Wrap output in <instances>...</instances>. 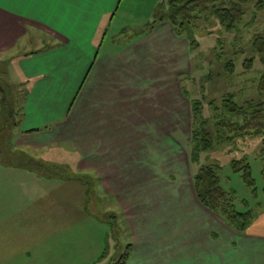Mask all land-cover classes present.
<instances>
[{
  "label": "crops",
  "instance_id": "obj_1",
  "mask_svg": "<svg viewBox=\"0 0 264 264\" xmlns=\"http://www.w3.org/2000/svg\"><path fill=\"white\" fill-rule=\"evenodd\" d=\"M121 1L0 0V64L29 85L13 141L34 151L69 146L77 171L98 175L128 227L126 264H264V215L246 233L230 229L197 199L189 157L175 141L182 168L153 165L154 148L163 158L160 147L177 132L171 126L186 119L182 71L171 72L167 41L184 54L190 48L162 22L131 44L103 50ZM41 43L45 49L24 52ZM12 243L29 260L23 264H36L31 255L41 246L32 231Z\"/></svg>",
  "mask_w": 264,
  "mask_h": 264
},
{
  "label": "rangeland",
  "instance_id": "obj_2",
  "mask_svg": "<svg viewBox=\"0 0 264 264\" xmlns=\"http://www.w3.org/2000/svg\"><path fill=\"white\" fill-rule=\"evenodd\" d=\"M167 3L168 0H122L111 25L106 26L103 50L116 49L141 39L146 26L167 12ZM244 9L245 15L233 32L225 31L215 18L204 16L193 28L198 49H187L184 54L181 45L171 39L167 41L171 45V54L166 50L164 55L170 56L171 72L182 71L179 82L187 109L185 121L171 126V130L177 132L160 147L165 156L158 159L154 148L152 161L157 168L162 169L167 164L173 170L182 168L175 142L183 147V158H188L191 141L189 99L201 101L205 105L204 115L208 117L212 115L207 106L209 101L218 104L228 93H233L239 104L259 98L256 82L264 74V65L252 49L251 38L256 33L264 34V11L257 10L254 3L244 4ZM160 24L157 23L156 28ZM45 48V43H41L27 46L24 52ZM176 57L180 58L178 66ZM248 58H255L250 70L244 66ZM228 61H233L235 75L225 72ZM19 76V71L16 72L9 63L0 64V129H6L1 134L0 144V264H3L2 258L9 257L13 264L29 262L22 254L13 253L20 245L12 242L18 235L30 231L41 246L31 255L36 264H108L117 261L129 243L128 227L115 197L102 189L98 175L77 171L79 157L69 146L62 149L64 145L59 144L56 150L48 145L34 151L13 141L18 127L11 124L5 110L11 105L16 109L22 106L29 87ZM2 88L6 90L4 94ZM235 160L251 163L259 193L257 201L240 175L233 173L231 164ZM24 161L28 166L19 167ZM207 164L221 167L222 186L235 193L238 210H245L243 201L246 200L255 209L257 220L264 215V133L239 137L202 152L199 161L189 163L192 176ZM40 165L39 170L36 167ZM258 202L263 203L262 207ZM260 229L258 226L257 230Z\"/></svg>",
  "mask_w": 264,
  "mask_h": 264
},
{
  "label": "trees",
  "instance_id": "obj_3",
  "mask_svg": "<svg viewBox=\"0 0 264 264\" xmlns=\"http://www.w3.org/2000/svg\"><path fill=\"white\" fill-rule=\"evenodd\" d=\"M246 3H254L257 10L264 11V0H168L167 12H163L155 21L146 26L144 34H151L156 29L157 23L169 22L173 26L175 34L184 36L190 50H195L199 48V43L193 35V28L201 22L204 16L215 18L225 31L233 32L245 15L244 4ZM251 46L255 55L264 65V34H254L251 38ZM254 59H246L244 63L246 69L253 68ZM224 69L229 75L236 74L233 61H228ZM256 89L259 98L246 101L244 104L236 102L233 93L226 94L218 104L215 101H209L207 106L211 109L212 115L208 117L204 115L205 105L201 101L189 99L191 141L188 157L190 162L199 161L202 152L213 150L221 144L232 142L246 135L264 133V74L256 82ZM2 90L4 94L6 90L4 88ZM183 94L185 95L184 92ZM21 109L22 106L16 109L11 105L8 110H5L7 118L15 127L20 124ZM4 130L6 129H0V144L2 142L1 134ZM19 164L24 167L28 166L25 161ZM40 167L42 166L36 168L40 170ZM231 169L233 173L240 175L245 186L251 190L252 197L257 201L259 193L251 163L235 160L232 161ZM221 172L219 165L201 166L192 178L196 197L204 207L223 218L230 229L238 233H246L257 220V213L246 200L243 201L245 210L237 209L235 193L227 191L222 186ZM262 205L263 203L258 202L259 207ZM131 251L132 245L128 244L121 257L108 264H126Z\"/></svg>",
  "mask_w": 264,
  "mask_h": 264
}]
</instances>
